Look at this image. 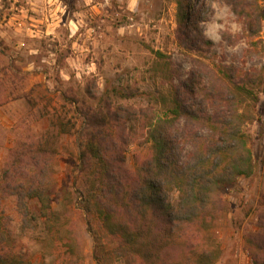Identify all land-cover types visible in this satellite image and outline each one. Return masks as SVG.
I'll use <instances>...</instances> for the list:
<instances>
[{
  "label": "rangeland",
  "instance_id": "obj_1",
  "mask_svg": "<svg viewBox=\"0 0 264 264\" xmlns=\"http://www.w3.org/2000/svg\"><path fill=\"white\" fill-rule=\"evenodd\" d=\"M188 4L191 18L180 23L177 0H0V176L22 141L49 139L57 150V234L24 227L16 196L0 187V225H8L31 264H124L109 240L95 241L74 186L86 114L111 118L120 106L163 111L155 99L177 90L186 104L200 105L215 66L246 84L256 80L259 98L244 125L255 172L224 191L209 248L219 244L214 264H254L256 245L264 240V0L243 3L251 17L234 12L226 0ZM156 51L166 58L158 59ZM190 80L194 93L185 89ZM58 119L70 133L59 132ZM119 122L117 131L129 134L131 122ZM174 133L185 160L190 147L181 142V130ZM131 134L124 167L133 172L150 158L151 145L141 127ZM171 201L177 204V191ZM31 207L38 214L35 201ZM93 226L101 227L97 221Z\"/></svg>",
  "mask_w": 264,
  "mask_h": 264
},
{
  "label": "trees",
  "instance_id": "obj_2",
  "mask_svg": "<svg viewBox=\"0 0 264 264\" xmlns=\"http://www.w3.org/2000/svg\"><path fill=\"white\" fill-rule=\"evenodd\" d=\"M226 1L234 12L251 17L242 8L246 0ZM177 3L178 21L184 23L191 18V6L188 0ZM155 54L166 58L161 51ZM215 67L200 105L186 104L177 90L170 95L160 92L155 99L163 111L120 106L111 118L131 122L127 135L117 131L119 121L113 125L106 115L86 114V127L78 137L74 186L95 241L109 240L124 264H214L219 259V244L213 249L209 245L223 193L238 178L255 172L244 125L253 118L259 97L252 87L256 80L246 84L227 67ZM191 83L185 89L194 93ZM56 124L60 133L72 130L60 119ZM140 127L151 156L130 172L124 167L126 151L133 142V129ZM180 130L181 142L190 147L185 160L174 133ZM51 144L49 139L22 141L1 169L0 187L6 195L16 196L24 227L57 234L52 218L57 150ZM173 191L178 192L177 204L171 201ZM33 201L38 214L32 212ZM40 218H45L43 223ZM253 262L264 264V240L257 243ZM0 264H31L17 250L6 223L0 225Z\"/></svg>",
  "mask_w": 264,
  "mask_h": 264
}]
</instances>
